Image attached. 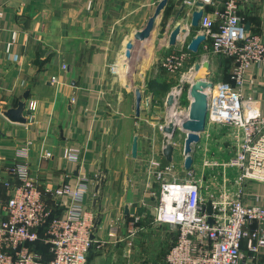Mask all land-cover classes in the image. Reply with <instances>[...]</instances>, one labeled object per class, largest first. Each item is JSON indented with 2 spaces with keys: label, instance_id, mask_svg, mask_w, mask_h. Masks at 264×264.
I'll use <instances>...</instances> for the list:
<instances>
[{
  "label": "crops",
  "instance_id": "obj_1",
  "mask_svg": "<svg viewBox=\"0 0 264 264\" xmlns=\"http://www.w3.org/2000/svg\"><path fill=\"white\" fill-rule=\"evenodd\" d=\"M159 1L0 0V202L6 200L2 182L9 178L7 169L16 163V154L21 148L26 149L29 175L41 191V200L52 217L64 214L67 199L51 197L43 190L55 189L62 184L74 188L79 181L86 180L87 190L82 195L81 204L86 212L92 213L96 226L85 264H125L126 252L136 253L149 240L156 243V240H166V225L153 223H150L151 229L140 224L142 230L133 240L127 242L125 237L130 215L140 218L145 209L139 203L142 193L148 186L153 191L158 188L146 171L150 155L149 138L154 137L156 159L161 162L164 159V135L160 129L164 124L159 125L160 117L154 107L150 109V104L147 106L144 102L150 99L152 103L154 96L161 92L160 73L165 70L158 67V62L171 54L187 55L183 68L172 73V77H178L174 85L199 63L191 60L198 52L190 53L186 42L167 46L173 18L183 0H169L153 31L156 66L152 77L147 75L146 83H143L147 93L142 91L139 116L135 112L134 91L122 93V85L107 70V66L116 60L117 48L124 47L134 32L144 28ZM208 12L211 11L208 9ZM238 15L248 25V32L258 34L264 42V0L244 1L239 6ZM182 20L188 21L185 13L179 22ZM11 32L16 34L15 41L5 52L4 45ZM144 56L147 57L142 62L145 64L149 51ZM221 61L229 63V73L230 62L223 58ZM221 61L216 64L209 62V71L205 72L209 82L216 72L222 71ZM62 65L66 69L60 74ZM118 66V70L123 71L120 62ZM57 75L60 85L49 83V78ZM151 86H154L153 91ZM25 91L28 92L27 101L35 103L34 109L32 112L24 111L25 123H11L2 112L14 108ZM242 94L244 97L253 96L254 106L264 115L262 64H253L246 70ZM72 98L74 102H71ZM130 121L135 125V131L126 130ZM134 136L138 139L137 156L132 159ZM227 140L232 143L234 153V137H220L211 143L212 138L207 135L201 146L211 143L208 158L226 160L228 156L222 158L221 148ZM68 151L77 153L75 160L68 158ZM99 171L103 173L104 182L100 194L96 195L94 188ZM231 174V180L226 178L230 184L235 178L234 171ZM127 179L129 185L125 192ZM223 181L224 177L220 176L211 177L209 174L207 181L203 177V194L206 188L210 192L220 190ZM243 201L264 207V184L247 182ZM126 205L129 210L127 216L124 215ZM2 219L4 215L0 207ZM112 226L114 234L110 233ZM42 233L43 230L38 229L40 236ZM246 246L247 241L244 240L242 249L245 257L241 264H264V251L251 260ZM40 247L44 248L43 251ZM28 249L43 261L51 259L44 243L29 245Z\"/></svg>",
  "mask_w": 264,
  "mask_h": 264
},
{
  "label": "built area",
  "instance_id": "obj_2",
  "mask_svg": "<svg viewBox=\"0 0 264 264\" xmlns=\"http://www.w3.org/2000/svg\"><path fill=\"white\" fill-rule=\"evenodd\" d=\"M244 1L182 2L187 25L192 12L200 9L196 2L202 4L198 29L206 40L201 45L212 56L230 62L229 81L217 83L205 91L208 99L206 123L232 129L235 150L221 167L234 171L235 178L230 184L223 176L220 190L204 200L201 180L190 174L180 176L173 171L172 163L163 166L156 159L154 137L149 138L146 171L158 188L153 191L148 186L139 203L150 209L155 224L175 230L163 264H241L245 257L244 240L251 260L264 251V207L243 201L247 182L264 184V115L254 106L253 96L244 97L242 94L246 70L253 64L264 66V42L258 34L245 30V23L238 15L239 6ZM15 36V32H11L4 45L5 52L11 49ZM208 40L209 47L204 45ZM186 57L185 53L171 54L159 60L158 67L171 74L179 72ZM65 69L66 66L62 65L60 74ZM107 70L111 75L119 76L117 64L108 65ZM193 75L191 67L182 79L191 82ZM49 83L60 85L59 76H51ZM176 100L172 107H168L173 110L169 121L173 118L186 120L189 107L180 111ZM71 102H74L73 98ZM34 105L33 101H26L25 111L32 112ZM168 122L160 126L161 131ZM66 155L71 160L77 157L72 151ZM15 162L7 169L8 180L2 182L6 200L0 202L4 215L0 220V264H85L95 228L92 213L86 212L81 204L82 195L87 190L86 180L82 179L74 188L62 184L55 189L43 190L51 197L67 199L64 214L52 217L41 200V191L29 175L25 148L17 152ZM208 203L213 210L211 225L204 211ZM126 224L125 239L131 241L142 230L140 218L130 215ZM40 228L43 230L41 241L51 254V259L46 261L28 249L39 240ZM114 232L112 226L110 233Z\"/></svg>",
  "mask_w": 264,
  "mask_h": 264
},
{
  "label": "rangeland",
  "instance_id": "obj_3",
  "mask_svg": "<svg viewBox=\"0 0 264 264\" xmlns=\"http://www.w3.org/2000/svg\"><path fill=\"white\" fill-rule=\"evenodd\" d=\"M209 10L211 11V9H209ZM182 24L187 26V23L184 22V20H182ZM199 33H200V30L198 28L196 30L190 31L189 35L184 39L183 42H186V44H188L190 39ZM152 36H153V32H152L150 40H148L149 44H148V48L146 50H145L144 46H145V43H147V40L142 41V43L137 42L138 44H136V46L142 45V48H144V50H145L143 55H142V57H143L142 60H144V58H145L144 55H145V53L147 54L148 51H149V55H150L147 63H145V64L140 63L139 65L136 66V69H137L136 75H131L130 69H131V62L132 61L128 64L120 57V53L122 51L123 46L121 45L117 48L116 60L113 63L119 64V62H120V66L123 68V71H121V70L119 71L118 70L119 66L117 64V70H118L119 76H115V79L118 81L120 86L122 85L121 86L122 93L125 94V91H127V92H130V94H131L135 88H139V89L141 88L142 91L143 90L145 91V94L147 93V90L143 86V83H146V76L147 75L152 77L153 70L156 66V63H155L156 62L155 61L156 48L154 46V42L156 39H155V36H154V38ZM130 38H131V36H130ZM204 45L208 46L209 40ZM136 53H137V49L135 50L134 55ZM194 56H196V57H191V60L195 59V60L199 61V63L206 60L208 62L212 61V63L216 64L219 61H221V58H219L217 56H212L211 52L208 49H205L203 45H201L199 47L198 53ZM221 63H222V71L216 72L215 75L212 76V78L210 79V82L213 85H215L218 82L224 81L228 75L229 65H227L224 61H221ZM165 71L160 73L161 74V76H160L161 85H159L160 86L159 88L161 89V92L157 93L154 96L152 103H151V100L149 101V104L151 105V106L149 105L150 109H151V107L152 108L154 107V110L156 111V113L160 117V124L159 125L167 123L169 121L170 115L173 111L172 108H168V106L166 105V101H164V98L170 92H173L174 94H176L175 93V87L177 85H181L182 80H183V79H179L178 84L174 85L173 82H177V78H178L177 75L175 77H172V74L170 72H168V71L165 72ZM184 72H186V70ZM229 72H230V69H229ZM201 74L204 75L205 71H202ZM141 75L143 76V78H141ZM130 76H132V77H130ZM187 88H188V86L183 87L182 93L179 95V97L175 101V103L177 104V108L180 111H186L189 107L190 102L188 101V97H187ZM167 91H169V92H167ZM134 121H132V122H134ZM135 129H136L135 125L132 124L131 121H130V123H128L126 125V130L128 132H131L132 130L135 131ZM210 134H214L215 136L212 135V137H211ZM207 135H208L209 139L212 138L211 143L216 142V140H219L220 137H222V138L226 137L228 139L234 137L231 128L225 127V126H214V125L206 123L204 132L202 134H200L199 143L193 144L191 146V149H192L191 157H192L193 163H192V167L188 171L185 172L184 155H183V145H184L185 135L177 132L174 139H173V142L175 143V148H174L175 150L173 153V161H172L173 171L179 175L190 174L192 176H195L196 178H198L201 181H202L203 177L207 181V179L209 178V174L211 177L220 176V178H221V177L225 176L229 180H231V177H232L231 170H228V169L224 170L223 167H221V164L225 163L230 158L229 156L232 155V153H233V147H231L232 143L230 142V140L229 141L227 140V141H225V142H227V144H225V143L222 144V148H221L222 158L228 156L227 157L228 159L221 160L219 158L218 160H221V161L212 160V159L208 158V156H207V154L209 155V153L211 152L210 151L211 150L210 149L211 143H208L207 145L201 146V141ZM204 155H206V156H204ZM210 157H212L211 154H210ZM213 171L215 172L214 174L212 173ZM212 193H213L212 191L210 192L208 190V188H206V190H204V200H208ZM140 218L142 219L141 220L142 222L140 221V224L145 225V227H146V225H147V227L151 226L150 223L155 224L153 222L152 215H150V212L146 208L142 210V213L140 214ZM166 227H167V229H166L167 232H166V236H165L166 237L165 241L156 240L157 241V243H156L154 240H149L147 242V245H145L144 247H141V250L137 251L136 253L126 252L125 259L123 258L125 260V264H163V259L165 257V254L167 253L169 245H170L171 241L173 240V238L175 237V234H176L175 230H173L171 227H169L167 225H166ZM153 228H155V227L153 226ZM148 229H151V227H149ZM150 233L152 234L151 231L149 232V234ZM145 239H148V237H145ZM142 240H143V238H142ZM127 242H129V241H127ZM39 249L41 251H43L44 248L40 247Z\"/></svg>",
  "mask_w": 264,
  "mask_h": 264
},
{
  "label": "water",
  "instance_id": "obj_4",
  "mask_svg": "<svg viewBox=\"0 0 264 264\" xmlns=\"http://www.w3.org/2000/svg\"><path fill=\"white\" fill-rule=\"evenodd\" d=\"M188 1V0H183ZM169 0H160L156 5V8L152 14V16L148 19L144 28L136 31L132 34V39L128 40L125 43V52L124 55L127 59L131 58V51L136 42H142L151 38L152 32L154 31L157 22L161 19L163 12L165 11ZM196 6L200 7L199 10H195L192 12L191 20L187 26L183 25L179 22L181 15L185 11V4L182 3L177 10L172 24L173 28L169 34L167 46H174L178 42H181L182 39H185L190 31L196 30L198 28V22L203 14L202 4L196 2ZM245 30L248 32V25H245ZM206 40V37L203 34H196L193 36L189 43L187 44V50L190 53L196 54L199 50L201 44ZM139 65V61L135 63ZM210 64L208 61H203L202 63H196L193 66V78L191 82L183 80L181 85H177L175 87V93H169L166 98V105L168 107H172L174 100L179 97L182 93L183 87L188 85L187 88V97L189 100V111L188 117L186 120H181L180 118L171 119L167 126L162 128V133L164 135L163 138V149L162 155L164 160L167 163H172L173 161V152L174 147L172 145V141L176 135V133H181L185 135L184 145H183V155H184V169L189 170L192 167V157H191V146L193 144H198L200 141V134H202L205 130L206 125V116H207V107H208V99L205 94L206 90H209L213 87V84L208 81L207 75H202L201 72L209 71ZM137 74V69L134 70V75ZM143 78V76H141ZM28 98V92L25 91L21 95V100L18 101L14 108H10L2 112L3 117L11 123L23 124L25 123V118L23 117V113L25 111V102ZM134 99H135V112L136 116H139L140 105L143 101L142 90L139 88L134 89ZM150 99H146L144 102L148 106ZM137 137L134 136L131 144V158L135 159L137 156ZM104 176L101 171H99L96 175V184L94 188V193L99 195L101 192V188L103 186ZM129 180L127 179L125 182V192L128 190ZM205 213L208 215V223L211 225L213 220L211 218L212 215V206L208 203L204 209ZM129 210L126 205L124 208V215H128ZM97 224V223H96ZM96 226V225H95Z\"/></svg>",
  "mask_w": 264,
  "mask_h": 264
},
{
  "label": "bare ground",
  "instance_id": "obj_5",
  "mask_svg": "<svg viewBox=\"0 0 264 264\" xmlns=\"http://www.w3.org/2000/svg\"><path fill=\"white\" fill-rule=\"evenodd\" d=\"M148 40H150V39H148ZM148 40H147V43H145V50L148 48ZM142 43V42H141ZM136 44H138L137 42L134 44V46H133V49H132V51H131V58L130 59H127L126 57H125V55H124V52H125V46L122 48V51H121V53H120V57L126 62V63H130L131 61V75H134V70L136 69V62L137 61H139V63H142L144 60H142V55H143V53H144V48H142V45H137L136 46ZM137 49V53L134 55V53H135V50ZM135 56V57H134ZM134 57V58H133ZM145 58H147L146 56H145ZM135 61V62H134ZM133 63V64H132ZM134 65V66H133ZM120 71V70H119ZM142 76V75H141ZM130 77H132V76H130ZM134 78V77H133Z\"/></svg>",
  "mask_w": 264,
  "mask_h": 264
},
{
  "label": "trees",
  "instance_id": "obj_6",
  "mask_svg": "<svg viewBox=\"0 0 264 264\" xmlns=\"http://www.w3.org/2000/svg\"><path fill=\"white\" fill-rule=\"evenodd\" d=\"M227 62H228V60H226ZM228 65H229V63H228ZM227 81H229V73H228V76H227V79H226V82ZM150 90L151 91H153L154 90V86H151V88H150ZM162 165L163 166H166V165H168V163L163 159V161H162ZM39 235V240L37 241V242H35L33 245H37V244H43V242L41 241V239H42V235L40 236V234H38ZM169 249V248H168ZM49 255H51V254H49ZM166 255V254H165Z\"/></svg>",
  "mask_w": 264,
  "mask_h": 264
}]
</instances>
